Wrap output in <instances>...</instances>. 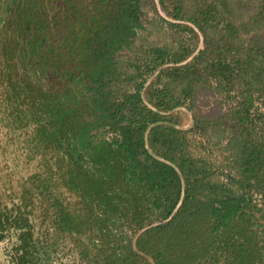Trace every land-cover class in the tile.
Returning <instances> with one entry per match:
<instances>
[{"label": "trees", "instance_id": "16d2710c", "mask_svg": "<svg viewBox=\"0 0 264 264\" xmlns=\"http://www.w3.org/2000/svg\"><path fill=\"white\" fill-rule=\"evenodd\" d=\"M93 2L53 64L67 76L55 95L75 98L56 113L71 160L85 166L78 187L107 216L104 228L117 218L128 258L144 264L132 240L181 203L136 245L156 264H185L183 251L195 249L188 264H200L210 248L196 246L204 233L243 219L245 194L264 198V113L256 105L264 103V0ZM182 107L190 129L177 127L189 121ZM197 149L221 151L222 166ZM232 245L239 264H251V251Z\"/></svg>", "mask_w": 264, "mask_h": 264}, {"label": "rangeland", "instance_id": "374dc122", "mask_svg": "<svg viewBox=\"0 0 264 264\" xmlns=\"http://www.w3.org/2000/svg\"><path fill=\"white\" fill-rule=\"evenodd\" d=\"M93 1L98 0H0V264H144L128 258V240L120 239L117 218L104 228L107 216L83 196L78 185L85 166L71 160V139L56 113L75 98L55 95L67 76L55 68L54 58L69 49L74 31H81L78 17L88 14ZM158 11L171 20L159 6ZM72 89L81 98V88ZM256 105L264 113V103ZM179 111L189 121L177 127L192 128L191 112ZM197 153L222 166L221 151ZM215 179L227 183L220 173ZM245 197L243 219L213 235L204 230L207 240L196 246L210 248L200 264H239L235 242L250 248L251 264H264V198ZM194 251H183L185 264Z\"/></svg>", "mask_w": 264, "mask_h": 264}, {"label": "water", "instance_id": "95a60500", "mask_svg": "<svg viewBox=\"0 0 264 264\" xmlns=\"http://www.w3.org/2000/svg\"><path fill=\"white\" fill-rule=\"evenodd\" d=\"M155 157H156V156H155ZM156 158H158V157H156ZM158 159L164 161V160L161 159V158H158ZM180 204H181V203H180ZM180 204H179V206H180ZM179 206L175 209V211L173 212V214H172L168 219H166V220H164V221H160V222L153 223L152 225L146 227L145 229L140 230V231L138 232V234L136 235V237H135V239H134V241H133V250H134L137 254H139L141 257L145 258L150 264H156V263H155L154 259H153L151 256H149V255H147V254L141 252V251L138 249V247H137V245H136V240H137V238H138L143 232H145L147 229H150V228H152V227H156V226H160V225L165 224V223H167L168 221H170L171 218L174 216V214L177 212Z\"/></svg>", "mask_w": 264, "mask_h": 264}]
</instances>
